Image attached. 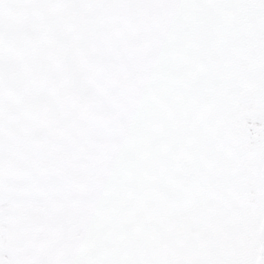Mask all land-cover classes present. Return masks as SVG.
I'll return each instance as SVG.
<instances>
[{"label": "snow or ice", "instance_id": "snow-or-ice-1", "mask_svg": "<svg viewBox=\"0 0 264 264\" xmlns=\"http://www.w3.org/2000/svg\"><path fill=\"white\" fill-rule=\"evenodd\" d=\"M0 264H264V0H0Z\"/></svg>", "mask_w": 264, "mask_h": 264}]
</instances>
